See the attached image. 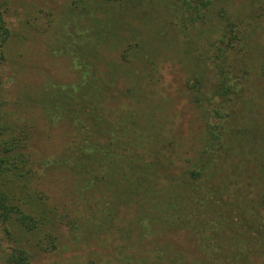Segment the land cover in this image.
Masks as SVG:
<instances>
[{
  "label": "trees",
  "instance_id": "16d2710c",
  "mask_svg": "<svg viewBox=\"0 0 264 264\" xmlns=\"http://www.w3.org/2000/svg\"><path fill=\"white\" fill-rule=\"evenodd\" d=\"M123 1L94 0L85 5L74 0L70 9L84 18L95 6L105 4L110 13L112 5ZM229 1L175 0L171 6L173 19L180 23L177 32L187 39L190 30L202 25L198 29L202 34L193 41L198 44L205 38L203 47L195 48L200 57L192 63L185 83L202 118L197 149L183 145L177 150L174 139L161 138L166 130L155 127L151 119L136 125L131 117H106L96 104L104 96L113 97L116 83L123 82L124 91L142 101L147 92L136 86L147 74L114 68L95 86L96 73L89 60L96 52L87 38L96 32L65 33L69 38L65 50L78 79L73 87L60 89L48 112L68 115L85 132V143L70 161L78 175H89L96 185L93 199L77 197L82 205L79 213L90 217L85 223L97 235L116 234L117 243L105 247L107 257L115 256L106 264H264V76L252 77L247 67L258 35L251 14L260 0H249V11L235 18L226 12ZM7 8L8 0H0V64L11 33ZM103 29L96 38L105 39L109 28ZM132 47L127 43L120 52L126 66L131 64ZM144 53L142 63L151 64ZM24 129L7 125L0 112V264H31L32 255L17 236L43 227L46 213L52 216L54 211L38 206L39 214L32 213L29 185L34 168ZM127 210L130 215L119 217ZM178 232L192 233L194 247L182 249L170 243L168 236Z\"/></svg>",
  "mask_w": 264,
  "mask_h": 264
},
{
  "label": "rangeland",
  "instance_id": "374dc122",
  "mask_svg": "<svg viewBox=\"0 0 264 264\" xmlns=\"http://www.w3.org/2000/svg\"><path fill=\"white\" fill-rule=\"evenodd\" d=\"M73 1L8 0L6 20L11 33L5 45V60L0 64V112L7 125L25 128L28 133L26 142L34 168L29 185L35 200L31 205L32 213L39 214L38 206L42 210H54L52 216L46 213L47 222L43 227L17 236L22 239L21 247L31 253V264H106L115 257H107L109 249L105 247L117 243L116 234L110 231L112 233L97 235L96 230L94 232L85 223L90 217L86 218V214L82 217L79 213L78 207L82 205L77 203V197L93 199L92 196H96V185L89 175H78L70 161L85 143V132L68 115L48 112L51 99L56 98L60 89L73 87L78 79L65 50L69 39L65 33L74 35V32L86 30L102 35L103 28H109L104 31L107 33L105 39L96 38V35L87 38L90 48L96 52L89 60L91 71L94 69L96 73L95 86H99V80L114 68L131 72L135 68L147 74L136 86L147 92L142 101L126 93L123 87L127 86L123 82L116 83L113 97L104 96L96 104L106 117L114 120L131 117L136 125L151 119L154 126L157 124L155 127L167 131L160 133L161 138L174 139L177 150L183 145V149H197L202 139V118L185 88L188 70L195 58L200 57L195 48L205 43V38L198 44L193 41L202 34L198 31L202 25L190 30L193 32L187 39L184 33L177 32L175 27L180 23L173 19L171 12L175 0H124L123 4L112 5L110 13L105 11L103 4L102 8H91V13L84 18H79L77 11L71 12ZM75 1L85 5L94 3V0ZM249 9V0H230L226 5L231 18ZM251 15H255L253 29L258 35L247 67L252 77L262 80L264 0H260V7ZM127 43L133 45L128 66L120 61V52ZM142 51L148 54L151 64L142 63ZM152 130L157 129L152 127ZM94 155L101 156V152L95 151ZM101 167H95L94 174ZM18 181L19 185L24 184L23 179ZM88 182H92L90 187L77 189ZM106 192L102 189L103 194ZM124 214L130 215L129 210L119 217ZM119 217L117 223L121 222ZM75 226L79 228L74 230ZM81 229L85 231L81 233ZM168 238L182 249L195 245L192 233L178 232Z\"/></svg>",
  "mask_w": 264,
  "mask_h": 264
}]
</instances>
